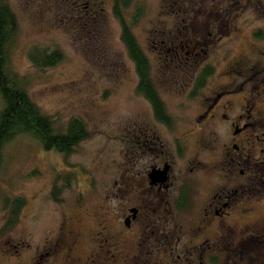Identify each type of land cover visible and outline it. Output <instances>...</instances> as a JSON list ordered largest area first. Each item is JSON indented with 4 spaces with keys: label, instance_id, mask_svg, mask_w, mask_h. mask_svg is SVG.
<instances>
[{
    "label": "rangeland",
    "instance_id": "374dc122",
    "mask_svg": "<svg viewBox=\"0 0 264 264\" xmlns=\"http://www.w3.org/2000/svg\"><path fill=\"white\" fill-rule=\"evenodd\" d=\"M84 1L8 0L18 25L7 47V72L17 76L31 100L52 118L56 131L75 118L87 134L68 155L45 150L28 135L6 144L0 171V264H64L62 256L49 253L60 232L76 229L86 237L90 216L102 210L95 203L97 195H119L120 187H114L118 173L131 161L139 167V132L144 120L153 118L150 104L137 92L138 76L110 0L95 15L82 6ZM175 1L179 6L169 11L170 0H141L145 14L133 31L149 58L165 109L174 116L176 130H182L193 126L204 94L230 81L227 68L233 57L250 65L260 61L255 46L264 47V41H253L251 31L264 28V0ZM181 39L183 51L163 61L160 41L175 46ZM203 42L210 48L199 59L194 46ZM52 50L61 54L53 66L40 67L31 59L32 53ZM204 63L215 68L209 87L203 95L201 90L191 95ZM232 98L237 105L242 102L241 95ZM193 135L196 141L199 135ZM16 198L23 204L8 225L11 207L6 201ZM255 213L251 216L264 215V202ZM88 250V245L82 247V260Z\"/></svg>",
    "mask_w": 264,
    "mask_h": 264
},
{
    "label": "flooded vegetation",
    "instance_id": "af4514ba",
    "mask_svg": "<svg viewBox=\"0 0 264 264\" xmlns=\"http://www.w3.org/2000/svg\"><path fill=\"white\" fill-rule=\"evenodd\" d=\"M136 2L143 5L141 0L132 5ZM176 2L170 0L169 11ZM105 3L85 0L82 6L95 15ZM110 3L113 12L115 0ZM251 35L264 41V28ZM180 42L165 46L161 40L159 57L166 62L183 51L186 43ZM209 48L207 42L196 44L194 53L203 59ZM255 48L261 62L264 47ZM259 62L233 57L230 81L202 96V111L182 130H176L172 114L165 109L160 118L142 95L153 118L139 132V167L131 161L118 173L119 195H97L102 210L90 216L86 237L76 229L60 232L49 247L52 258L60 255L64 264H264V215L251 216L264 202V62ZM207 66L214 65L204 63L199 72ZM211 77L204 84L192 82L191 95L199 90L203 95ZM234 95H241L239 105ZM211 155L216 161L206 159Z\"/></svg>",
    "mask_w": 264,
    "mask_h": 264
},
{
    "label": "trees",
    "instance_id": "16d2710c",
    "mask_svg": "<svg viewBox=\"0 0 264 264\" xmlns=\"http://www.w3.org/2000/svg\"><path fill=\"white\" fill-rule=\"evenodd\" d=\"M128 7H133V9L130 10ZM113 14L120 24V38L135 66L138 76L137 92L145 96L160 118H163L167 113L151 78L149 58L133 31V27L145 14V8L138 2L132 5V0H115ZM17 25L16 16L11 10L8 0H0V98L2 100L0 110V171L4 148L18 135L31 136L38 140L45 150H54L63 155H68L87 134L82 121L75 118L68 121L63 131H56L53 127L52 118L44 114L31 100L17 76H11L7 72V47L14 37ZM30 56L35 64L40 67L53 66L61 60V54L57 50L39 53V55L32 53ZM213 72L214 68L207 66L200 73L197 81L201 84L206 83ZM7 204L11 207V215L7 224L13 225L23 200L16 198L10 203L6 201Z\"/></svg>",
    "mask_w": 264,
    "mask_h": 264
}]
</instances>
